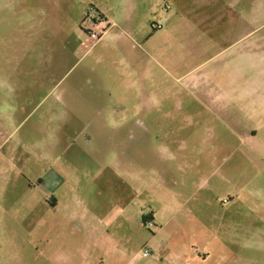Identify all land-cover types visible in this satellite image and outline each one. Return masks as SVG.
Returning a JSON list of instances; mask_svg holds the SVG:
<instances>
[{
  "label": "rangeland",
  "instance_id": "rangeland-1",
  "mask_svg": "<svg viewBox=\"0 0 264 264\" xmlns=\"http://www.w3.org/2000/svg\"><path fill=\"white\" fill-rule=\"evenodd\" d=\"M214 1L0 0V264H264V0Z\"/></svg>",
  "mask_w": 264,
  "mask_h": 264
},
{
  "label": "built area",
  "instance_id": "built-area-1",
  "mask_svg": "<svg viewBox=\"0 0 264 264\" xmlns=\"http://www.w3.org/2000/svg\"><path fill=\"white\" fill-rule=\"evenodd\" d=\"M101 23H103V22H101ZM101 23H99L96 20H92V21H90V23L88 25L89 26L88 29H86V33L89 35L90 39L94 40L95 43L98 42L104 34H106V31L104 29H101V33L96 31V29H98L100 27ZM152 28L153 29H161L162 26L153 24ZM149 225H152V223H149ZM142 255H143L144 258L149 257L150 256L149 250H147V249L144 250Z\"/></svg>",
  "mask_w": 264,
  "mask_h": 264
},
{
  "label": "crops",
  "instance_id": "crops-1",
  "mask_svg": "<svg viewBox=\"0 0 264 264\" xmlns=\"http://www.w3.org/2000/svg\"><path fill=\"white\" fill-rule=\"evenodd\" d=\"M209 1H212V2H215L214 0H205V2H207V5H208V2ZM213 5V4H212ZM211 12H212V14H216L215 12H214V9L217 11V5H216V3H215V5H213V6H211ZM214 8V9H213ZM210 12V13H211ZM245 25V27H246V29L244 30V31H248V33L246 34V35H244L242 38H245V37H248L249 35H251L254 31H255V29H254V25L252 24V22H248V20H245V19H243V24H242V26H244ZM244 27V28H245ZM212 43H213V45H216L217 46V40H213V41H211ZM192 43H196V41L194 40V41H192ZM216 57H217V54L215 55ZM213 57H211V58H209L208 59V61L209 60H211ZM208 61H206V62H208ZM202 76H205V75H202ZM214 99V101L216 102L217 101V97H214L213 98Z\"/></svg>",
  "mask_w": 264,
  "mask_h": 264
}]
</instances>
